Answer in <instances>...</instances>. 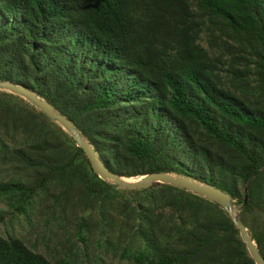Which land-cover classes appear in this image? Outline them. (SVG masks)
Here are the masks:
<instances>
[{
	"label": "trees",
	"instance_id": "trees-1",
	"mask_svg": "<svg viewBox=\"0 0 264 264\" xmlns=\"http://www.w3.org/2000/svg\"><path fill=\"white\" fill-rule=\"evenodd\" d=\"M203 31L231 53L227 84L225 62L199 42ZM225 37L255 55L252 66ZM0 79L49 100L113 172L182 173L241 204L246 186L242 210L264 212V0H0ZM9 95L0 91V134L21 132L12 160L36 167L40 185L62 184L63 194L78 187L92 201L104 190L107 199L117 196L72 137L52 135ZM18 189L25 186L0 184L9 199ZM150 196L152 204L135 205L139 234L156 254L149 264H256L215 201L164 182ZM248 229L264 257V216ZM0 264L54 263L0 234Z\"/></svg>",
	"mask_w": 264,
	"mask_h": 264
},
{
	"label": "rangeland",
	"instance_id": "rangeland-1",
	"mask_svg": "<svg viewBox=\"0 0 264 264\" xmlns=\"http://www.w3.org/2000/svg\"><path fill=\"white\" fill-rule=\"evenodd\" d=\"M216 36V33L211 34L208 31H203L199 42L213 54H217L218 59L225 62L224 69L220 71L222 81H224L227 77H231V72L226 67L231 53L222 44L212 45L214 39H218ZM225 38L235 44L234 49L243 53L249 60L248 64L252 66L255 55L234 40ZM239 67H243V65H239ZM246 76H248L250 84L256 83L254 74L248 72ZM1 90L5 89L0 88ZM6 91L11 92L9 95L11 98L6 100L16 104L17 109L25 108L37 113L40 123L48 128L52 135L65 142H71L68 137L72 136L60 123L48 116H43L40 113L42 110L25 96ZM81 133L88 140L87 136L83 132ZM20 134L21 132H17L13 137L11 131L0 134V184L18 182L25 186L24 191L15 190L12 199L8 198L11 191L0 192L1 235L20 237L27 246L41 252L54 264H149L156 258L154 249L147 245L146 240L139 234L137 228L139 216L135 215L139 207L135 205L139 199L145 206L149 203L152 204L150 192L156 194L163 182L151 181L142 188H126L115 183V190L118 193L113 200L104 196L105 190L98 200L93 199V201L86 193L82 194L78 187H70L67 194H63L62 184L50 181L45 185H40V174L36 167L18 159L12 160L10 154L17 149L16 144H19L17 140H19ZM75 143H72V149ZM4 144H7L8 151ZM139 175L141 174L125 178L136 179ZM105 180L112 182L109 179ZM238 185L242 192L243 182L239 181ZM140 189L144 190L136 192ZM192 193L212 201L203 195ZM145 194L148 197H145ZM125 200L129 201L128 205H124ZM234 200L233 197L234 212L238 214L243 223L247 224V226L245 225L247 229L253 221H261L264 216L263 211L256 206L244 211L242 204L236 203ZM157 204L159 205L158 202ZM218 206L222 207L219 203ZM223 209L226 211L225 208ZM160 210L161 207H157L154 215L161 214ZM162 212L163 215L167 214L166 209H163ZM163 221L165 222L164 226L167 227L169 225L167 218L164 217Z\"/></svg>",
	"mask_w": 264,
	"mask_h": 264
},
{
	"label": "water",
	"instance_id": "water-1",
	"mask_svg": "<svg viewBox=\"0 0 264 264\" xmlns=\"http://www.w3.org/2000/svg\"><path fill=\"white\" fill-rule=\"evenodd\" d=\"M0 88L25 96L37 105L49 118L60 123L62 127L75 139L77 145L83 149L87 155L91 168L103 179H109L112 182L117 183L119 186L126 188H142L147 186L151 181H160L183 187L218 202L220 206L226 209L234 221V224L238 228L240 237L245 242V246L254 262L256 264H264V257L258 250L256 242L250 236L245 224L239 219L238 214L234 212L233 197L228 191H225L210 182L168 171H149L139 175L136 179L127 180L123 177L124 175L113 172L102 162L93 146L86 138H84L76 123L56 109L49 100L40 96L36 91L24 84L14 82L9 79H0ZM246 202L247 187L245 186L242 207L246 204Z\"/></svg>",
	"mask_w": 264,
	"mask_h": 264
},
{
	"label": "bare ground",
	"instance_id": "bare-ground-1",
	"mask_svg": "<svg viewBox=\"0 0 264 264\" xmlns=\"http://www.w3.org/2000/svg\"><path fill=\"white\" fill-rule=\"evenodd\" d=\"M123 177L125 178V177H127V176H123ZM125 179H127V180H133L132 178H125Z\"/></svg>",
	"mask_w": 264,
	"mask_h": 264
}]
</instances>
